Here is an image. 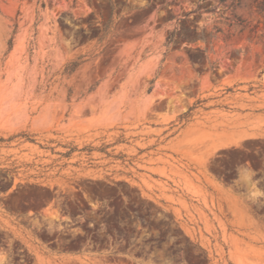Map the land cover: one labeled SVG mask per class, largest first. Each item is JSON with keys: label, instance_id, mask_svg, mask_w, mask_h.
Masks as SVG:
<instances>
[{"label": "rangeland", "instance_id": "rangeland-1", "mask_svg": "<svg viewBox=\"0 0 264 264\" xmlns=\"http://www.w3.org/2000/svg\"><path fill=\"white\" fill-rule=\"evenodd\" d=\"M0 264H264V0H0Z\"/></svg>", "mask_w": 264, "mask_h": 264}, {"label": "trees", "instance_id": "trees-1", "mask_svg": "<svg viewBox=\"0 0 264 264\" xmlns=\"http://www.w3.org/2000/svg\"><path fill=\"white\" fill-rule=\"evenodd\" d=\"M187 29L189 30V32H190L191 34H194V35L197 34V29H196V28H187ZM175 35H176V32H175V31L172 32V33L170 34V36H169V38H168L169 43H172V42L174 41ZM197 39H198V38H186L185 41H186L188 44H191V43H194L195 41H197ZM202 39H203V38H202ZM12 48H13V39H11L10 42H9V50H11ZM190 59H191V61H194L193 58H190ZM78 66H79L78 63H72V64L69 66L68 70H69L70 72H73Z\"/></svg>", "mask_w": 264, "mask_h": 264}, {"label": "crops", "instance_id": "crops-1", "mask_svg": "<svg viewBox=\"0 0 264 264\" xmlns=\"http://www.w3.org/2000/svg\"><path fill=\"white\" fill-rule=\"evenodd\" d=\"M47 207V206H46ZM45 207V208H46ZM44 208V209H45ZM44 209H39V210H37V213L39 214V215H41V213H43V210ZM49 243H52V241H50ZM89 254H93V252H90V251H87V250H84L83 251V253H81V254H79L78 256H81L82 258H86V256L87 255H89ZM99 255V254H98ZM101 256V255H100ZM66 257L67 258H74V255H66Z\"/></svg>", "mask_w": 264, "mask_h": 264}, {"label": "flooded vegetation", "instance_id": "flooded-vegetation-1", "mask_svg": "<svg viewBox=\"0 0 264 264\" xmlns=\"http://www.w3.org/2000/svg\"><path fill=\"white\" fill-rule=\"evenodd\" d=\"M26 214H29V212H26Z\"/></svg>", "mask_w": 264, "mask_h": 264}]
</instances>
